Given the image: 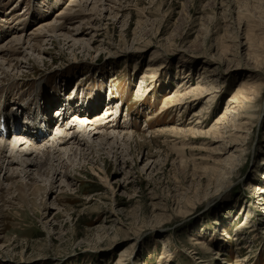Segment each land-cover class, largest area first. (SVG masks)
<instances>
[{"label": "rangeland", "instance_id": "rangeland-1", "mask_svg": "<svg viewBox=\"0 0 264 264\" xmlns=\"http://www.w3.org/2000/svg\"><path fill=\"white\" fill-rule=\"evenodd\" d=\"M73 1L0 0L20 151L75 137L0 171V264H264V0Z\"/></svg>", "mask_w": 264, "mask_h": 264}, {"label": "bare ground", "instance_id": "bare-ground-1", "mask_svg": "<svg viewBox=\"0 0 264 264\" xmlns=\"http://www.w3.org/2000/svg\"><path fill=\"white\" fill-rule=\"evenodd\" d=\"M72 4H76V7H78L80 5V0H74L72 2ZM63 28H65L63 26V24L54 23V24H46V25H44V28H41V30L48 31L50 33L54 32V34H58V32H60ZM39 34H40V32L37 33L36 35L38 36ZM29 43H30L29 39L27 40V39H24V38H17L14 41H11L8 46H11V50L16 49V51H17L18 49L14 48V45H17V46L25 45V44L28 45ZM3 52H5L4 49H1L0 50V56L3 54ZM1 68H2V65L0 64V70H1ZM150 72H153V69ZM1 100H3V97L1 98ZM1 100H0V102H1ZM232 102L236 103L237 100L236 101L233 100ZM43 110H44L43 108H41L39 110L38 118L35 116V119H34L35 122L33 123V126H35V131L30 130V128L27 125H25V122H23V123L21 122L22 124H18L17 128H14L13 130H11L10 131L11 135L8 134L7 137L2 135L1 132H0V171L3 172V170H7V167H8V170H10L11 166H13L14 164H17V166H20L21 169H22L20 174H23L24 177L27 176L26 178H28V176H31V174H29V173L32 170L38 169L39 167L41 168L43 166V164L41 163V160L43 158H46L47 161H49L51 163L61 162L60 157L57 156V154L59 155V152H61V150L59 149L60 145L61 144H67V143H69V142H71L73 140L75 141V137L74 136H72V137L69 136L70 134L66 133L65 131L64 132L61 131L62 135L60 133V135L52 137L53 145H51L49 147V149H50L49 151H45V149H47V147H46L47 145H44V147L36 146V148H29V149L27 148L24 151L22 149V151H20L21 150L20 147L25 144V142L22 141L23 139H28L30 141H33L34 143L35 142L38 143L40 141V139H41L40 131L41 132L43 130L45 131V135L42 132L43 133V136H42L43 140L49 138L47 136L50 135L49 128L51 129V125H49V124L51 123V119H49V116H47V114H46L47 112H45L43 114ZM110 114H113V113H110ZM7 117H9L8 112L5 109H3L2 111L0 109V125L2 124V120L7 118ZM29 118H31V117H29ZM33 118H34V116H33ZM16 119L17 118H15V120ZM39 121H42V123H45L46 126H44L43 124H40ZM220 124L221 123L217 124V126H219ZM62 125L63 124H61L60 127H63ZM39 129H43V130L39 131ZM216 129H217V131H221L220 126L216 127ZM95 130H96V134L99 135V132H97V131H99V127H97ZM107 135H108L107 133H104V137L107 136ZM9 136H14V140L12 139V141H10V142L6 141V139L7 140L9 139ZM44 137H46V138L44 139ZM124 137L125 138L131 137V135L130 134H126ZM27 153L31 154V156L34 157V161L32 162V165H28L27 162H30L29 160L27 162H25V160L22 159V157L25 154H27ZM49 166H50L49 163H47L43 167L46 168V167H49ZM48 171H50V174L48 176L58 177V175H59L58 167L55 166V165L50 166ZM9 179H11V178L9 177ZM0 180H1V177H0ZM12 188L17 190V192L19 193L20 197H22V198L27 197L28 190L26 189L27 188L26 184H24L22 182H19V181H15ZM28 188H30V187H28ZM253 190L255 192L261 191V189H259V187H254ZM119 264H121V263H119Z\"/></svg>", "mask_w": 264, "mask_h": 264}]
</instances>
